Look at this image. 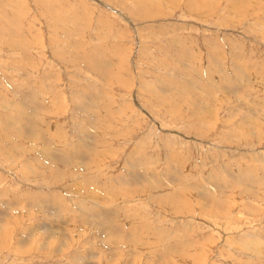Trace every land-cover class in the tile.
Returning <instances> with one entry per match:
<instances>
[{"label": "rangeland", "instance_id": "1", "mask_svg": "<svg viewBox=\"0 0 264 264\" xmlns=\"http://www.w3.org/2000/svg\"><path fill=\"white\" fill-rule=\"evenodd\" d=\"M151 263L264 264V0H0V264Z\"/></svg>", "mask_w": 264, "mask_h": 264}, {"label": "bare ground", "instance_id": "2", "mask_svg": "<svg viewBox=\"0 0 264 264\" xmlns=\"http://www.w3.org/2000/svg\"><path fill=\"white\" fill-rule=\"evenodd\" d=\"M210 107V106H209ZM211 109V108H210ZM64 158V160H66L67 162L69 161V158L68 157H63ZM48 169V168H47ZM79 189V188H78ZM184 194V193H183ZM161 204V203H160ZM225 208L227 207V206H224ZM224 209V208H223ZM223 211V210H222ZM44 228V227H43ZM46 228V227H45ZM134 228V227H133ZM47 229V228H46ZM140 230V229H139ZM142 231V230H141ZM34 232H35V230H34ZM47 232V231H46ZM50 232V230H48V232L47 233H49ZM46 233V234H47ZM53 234H54V232H53ZM257 239V238H256ZM240 242V241H239ZM151 244V243H150ZM234 244V243H233ZM236 244V243H235ZM239 244V243H238ZM240 245H242L241 243H240ZM245 246H246V243L244 244ZM235 246V245H234ZM240 247V246H239ZM247 247V246H246ZM249 248V247H248ZM239 249V248H238ZM241 249V248H240ZM152 264V263H151Z\"/></svg>", "mask_w": 264, "mask_h": 264}]
</instances>
